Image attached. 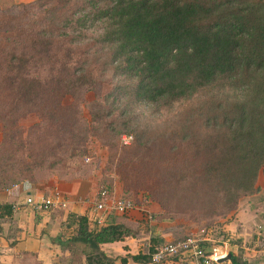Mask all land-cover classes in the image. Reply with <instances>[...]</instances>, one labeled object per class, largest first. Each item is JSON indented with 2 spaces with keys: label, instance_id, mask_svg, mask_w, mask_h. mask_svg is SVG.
Listing matches in <instances>:
<instances>
[{
  "label": "trees",
  "instance_id": "trees-1",
  "mask_svg": "<svg viewBox=\"0 0 264 264\" xmlns=\"http://www.w3.org/2000/svg\"><path fill=\"white\" fill-rule=\"evenodd\" d=\"M91 45L106 51L114 76L131 83L105 96L113 106L107 118L123 97L168 106L209 90L227 93L211 100L208 135L196 145L204 164L181 182L191 183L212 215L230 214L242 198L264 193L257 184L264 178V0H35L0 11V125L6 129L0 183L31 179L33 169L47 163L52 169L65 155L84 156L88 136L104 131L54 123L68 98L96 87L90 50L83 51ZM31 114L61 129L39 125L38 134L23 139L17 121ZM67 225L73 227L68 242L88 247L85 264H151L153 249L119 258L100 250L137 237L113 215L98 229L89 228L86 216L71 215ZM230 261L247 264L233 255Z\"/></svg>",
  "mask_w": 264,
  "mask_h": 264
},
{
  "label": "rangeland",
  "instance_id": "rangeland-1",
  "mask_svg": "<svg viewBox=\"0 0 264 264\" xmlns=\"http://www.w3.org/2000/svg\"><path fill=\"white\" fill-rule=\"evenodd\" d=\"M33 1L0 0V11ZM86 50H90L89 60L96 70V87L74 99L68 98L66 109L57 115L54 123L66 126L76 124L82 129L99 127L104 131L97 135L88 132L94 135L88 136L84 156L67 160L65 155L64 160L52 169L48 163L33 169L31 179L15 177L7 184L0 183V194L16 185L29 183L43 195L58 191L66 201L85 204L91 209L94 199L106 190L112 201L132 203V210L113 216L137 234L133 239L137 241L135 250L138 252L149 253L159 243L175 242L201 232L206 234L210 230L217 231V228L220 230L222 222L229 220L238 208L225 216L209 214V206L202 205V201L197 199L191 183L181 182L180 178L200 170L204 164L205 161L197 160L196 145L208 135L205 120L214 113L213 109L210 110L211 100L216 101L217 95L224 100V92L209 90L168 106L140 104L123 97L122 104L116 105L118 109L107 118L105 113L113 106L104 102L105 96L116 87L130 86L131 83L113 75L106 51L93 45L85 46L83 51ZM92 102L95 104L90 107ZM100 117L102 121H93ZM83 118L88 124L81 123ZM50 124L34 114L17 121L23 139L29 134H38L39 125L52 131L61 129V126L48 127ZM197 126L203 131L198 132ZM3 132L6 129L0 125V145ZM183 135L187 139H180ZM121 136H131L132 141L123 145ZM257 184L260 188L264 187L263 176L258 178ZM68 191H72L73 195L64 193ZM92 228L100 227L92 225ZM161 234L170 238L164 239ZM217 235L221 237L220 231ZM73 246L71 254L62 256L57 264H68V260H71L70 264H85L88 247L82 243Z\"/></svg>",
  "mask_w": 264,
  "mask_h": 264
},
{
  "label": "crops",
  "instance_id": "crops-1",
  "mask_svg": "<svg viewBox=\"0 0 264 264\" xmlns=\"http://www.w3.org/2000/svg\"><path fill=\"white\" fill-rule=\"evenodd\" d=\"M64 193L73 195L72 191ZM42 195L29 183L16 185L0 194V264H57L62 256H69L73 245L77 244L68 242L73 232V227L67 225L71 215L86 216L89 228L93 229L92 225L95 224L90 220L92 208L88 209L85 204L69 199L66 209L42 212L25 204L28 197ZM219 231L220 238L217 235ZM58 238L65 242L64 246L54 242ZM206 239L207 246L220 247L226 256L239 257L247 264H264L263 191L242 198L234 215L222 222L220 230L217 228V231L207 232ZM134 241L103 244L100 250L110 258L136 255L137 241ZM184 262L178 258L164 264H186ZM116 264L120 263L117 261ZM127 264L134 263L128 259ZM221 264H231V261Z\"/></svg>",
  "mask_w": 264,
  "mask_h": 264
},
{
  "label": "built area",
  "instance_id": "built-area-1",
  "mask_svg": "<svg viewBox=\"0 0 264 264\" xmlns=\"http://www.w3.org/2000/svg\"><path fill=\"white\" fill-rule=\"evenodd\" d=\"M131 136H122L123 145H129ZM25 204L37 212L66 209L67 201L64 196L54 191L49 195L28 197ZM133 209L129 201H112L106 190L101 191L93 201L90 220L97 227H102L109 216L124 214ZM1 212V205H0ZM206 234L191 235L175 242L159 243L153 247L150 254L151 264H164L174 259H182L186 264H217L218 260L226 257L225 251L218 246H207Z\"/></svg>",
  "mask_w": 264,
  "mask_h": 264
},
{
  "label": "water",
  "instance_id": "water-1",
  "mask_svg": "<svg viewBox=\"0 0 264 264\" xmlns=\"http://www.w3.org/2000/svg\"><path fill=\"white\" fill-rule=\"evenodd\" d=\"M231 256L227 255L225 258L218 260V264L224 263L226 261H230Z\"/></svg>",
  "mask_w": 264,
  "mask_h": 264
}]
</instances>
